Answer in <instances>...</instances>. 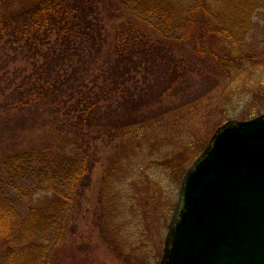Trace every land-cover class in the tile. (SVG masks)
Wrapping results in <instances>:
<instances>
[{"label":"trees","instance_id":"1","mask_svg":"<svg viewBox=\"0 0 264 264\" xmlns=\"http://www.w3.org/2000/svg\"><path fill=\"white\" fill-rule=\"evenodd\" d=\"M244 1L239 19L229 0H27L0 16V134L19 138L18 125L52 128L55 138L38 149L0 143V247L8 250L0 263L45 264L93 168L87 140L168 113L160 99L185 75L186 58L206 52V36L248 30L255 4ZM225 58L213 59L222 71L232 64ZM210 79L199 97L216 87ZM157 83L163 89L149 103ZM37 193L48 203L28 208Z\"/></svg>","mask_w":264,"mask_h":264},{"label":"rangeland","instance_id":"2","mask_svg":"<svg viewBox=\"0 0 264 264\" xmlns=\"http://www.w3.org/2000/svg\"><path fill=\"white\" fill-rule=\"evenodd\" d=\"M250 1L255 5L248 30L237 33L235 26L231 37L209 34L204 40L206 52L200 49L195 57L186 58L185 75L160 99V111L168 109V113L112 138L86 139L94 165L78 189L63 237L45 264H159L186 170L222 124L264 113V0ZM3 3L0 16L22 9L27 0ZM229 5L234 19L246 8L244 0H229ZM224 57L232 64L222 71L213 59ZM213 76L216 87L199 97ZM162 89L157 83L146 90L147 101L158 100ZM153 107L154 115L158 114V106ZM0 122L3 126L5 121ZM13 127L20 137L7 131L4 138L0 134V143L8 142L9 147L15 140L17 148L38 149L55 140L52 128L22 133L18 125ZM49 199L46 193H37L25 205L40 208ZM49 234V239L58 237L55 230ZM7 251L0 247V260Z\"/></svg>","mask_w":264,"mask_h":264},{"label":"water","instance_id":"3","mask_svg":"<svg viewBox=\"0 0 264 264\" xmlns=\"http://www.w3.org/2000/svg\"><path fill=\"white\" fill-rule=\"evenodd\" d=\"M159 264H264V114L221 125L187 169Z\"/></svg>","mask_w":264,"mask_h":264}]
</instances>
